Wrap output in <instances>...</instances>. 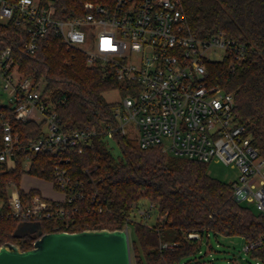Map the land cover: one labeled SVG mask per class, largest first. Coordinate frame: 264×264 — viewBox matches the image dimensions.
I'll use <instances>...</instances> for the list:
<instances>
[{
    "label": "built area",
    "instance_id": "2783aa9c",
    "mask_svg": "<svg viewBox=\"0 0 264 264\" xmlns=\"http://www.w3.org/2000/svg\"><path fill=\"white\" fill-rule=\"evenodd\" d=\"M82 8V15L59 19L54 0H0V21L21 29L24 53L35 54L43 39L52 34L68 49L83 53L88 66H98L120 85L115 89L120 99L105 127L65 132L53 104L42 99V83L20 75L11 47L1 51L0 95H5L6 103L0 104L11 108L17 121L42 123V133L27 149L54 158L53 179L45 181L63 198H47L34 187L24 190L21 181L1 183L23 146L9 119L1 114L0 219L21 224L67 220L78 215L76 203L86 201L101 211L96 190L87 191L84 182L70 176L67 153H81L97 135L107 139L126 136L129 128L136 131L141 149L158 147L188 160H214L236 168L238 179L231 182L234 199L264 213V158L235 119L234 94L210 85L205 65L206 60L226 59L234 66L245 58L246 47L224 32L209 39L194 37L180 0H114L110 8L86 1ZM29 166L27 157L24 174ZM82 172L88 174L86 168ZM32 190L36 192L31 194ZM153 207L149 204L141 216L150 217ZM123 228L128 232V226ZM186 238L200 240L201 236L189 232ZM262 243L261 238L245 242L243 251L250 254Z\"/></svg>",
    "mask_w": 264,
    "mask_h": 264
},
{
    "label": "trees",
    "instance_id": "16d2710c",
    "mask_svg": "<svg viewBox=\"0 0 264 264\" xmlns=\"http://www.w3.org/2000/svg\"><path fill=\"white\" fill-rule=\"evenodd\" d=\"M55 16L68 19L82 15L83 4L91 1L110 8L114 0H54ZM191 33L209 39L218 32L246 47L245 58L230 66L206 60L207 80L235 99L234 114L245 127L252 146L264 158V0H180ZM23 34L13 23L0 24V53L11 47L19 71L42 80V99L52 103L61 129L70 132L85 126L101 129L113 118L115 104L103 93L120 87L115 78L98 66H88L83 53L68 49L59 38L46 36L33 55L21 49ZM1 114L9 119L12 132L23 146L15 153V166L1 177V183L19 184L25 173L41 180H52L54 158L45 152L33 153L27 144L42 133V123H22L14 119L11 108L0 104ZM0 125V148L2 147ZM120 154L114 155L110 142ZM69 174L84 182L86 190H96L99 211L89 201L77 202L78 215L62 221L35 222L41 234L85 229H121L131 226L135 241L130 252L135 264H203L196 258L201 241L209 235L240 236L244 242L264 240V213L253 212L232 195L231 183H224L207 172L208 162L188 160L163 152L158 147L141 149L124 135L107 139L95 136L79 153H68ZM86 168L88 174L82 170ZM36 192L32 190L30 193ZM153 204L156 214L151 225L135 222L132 212L141 202ZM21 223L0 219V245L15 243L22 250L32 247L37 232L15 237ZM34 224V223H32ZM198 232L200 240H188L186 234ZM163 244L171 247H162ZM209 248H211L209 246ZM264 263V243L250 253Z\"/></svg>",
    "mask_w": 264,
    "mask_h": 264
},
{
    "label": "water",
    "instance_id": "95a60500",
    "mask_svg": "<svg viewBox=\"0 0 264 264\" xmlns=\"http://www.w3.org/2000/svg\"><path fill=\"white\" fill-rule=\"evenodd\" d=\"M35 231L40 236L28 250L11 242L1 244L0 264H131L125 228L41 234L37 223H23L14 236L22 238Z\"/></svg>",
    "mask_w": 264,
    "mask_h": 264
},
{
    "label": "rangeland",
    "instance_id": "374dc122",
    "mask_svg": "<svg viewBox=\"0 0 264 264\" xmlns=\"http://www.w3.org/2000/svg\"><path fill=\"white\" fill-rule=\"evenodd\" d=\"M1 25H5L6 22L0 21ZM220 56H213L211 58H219ZM21 76L23 75L20 72ZM32 77V76H31ZM39 83H42V87L44 88V83L42 80H39ZM104 99L107 102L115 103L120 99V95L117 90H110L103 93ZM6 98L4 94L0 95L1 103H6ZM137 133L133 129L129 128L126 133V137L129 140L136 142ZM110 145L113 148V154L119 155L120 151L115 144V142L111 141ZM207 172L208 174L216 178L217 180L224 183L235 182L238 179V170L230 165H224L220 162H216L214 160L208 162L207 164ZM21 188L28 189L29 187H34L39 189L41 194L47 198L51 199H61L63 198V194L61 192L55 191L51 185L45 180H39L33 178L27 174H24L21 179ZM247 207H249L253 212L257 213L256 209L253 205L244 203ZM149 204L145 201L141 202L138 208H135L132 212L131 219L135 222H141L143 224L151 225L155 222L156 214L154 210L150 211V217H142L140 212L144 210H148ZM128 234H129V242L135 241L134 230L131 226H128ZM244 240L240 236H225V235H217L214 236L212 234L209 235V239L204 238L201 241L200 254L196 253V258L199 261L203 262V264H264L259 260L250 256V254L245 253L243 251ZM209 246L211 248H209ZM131 253V252H130ZM131 264H135L133 262V258L131 256Z\"/></svg>",
    "mask_w": 264,
    "mask_h": 264
}]
</instances>
